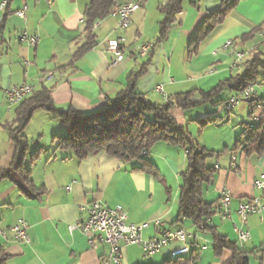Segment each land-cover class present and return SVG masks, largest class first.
I'll return each mask as SVG.
<instances>
[{"label":"crops","instance_id":"1","mask_svg":"<svg viewBox=\"0 0 264 264\" xmlns=\"http://www.w3.org/2000/svg\"><path fill=\"white\" fill-rule=\"evenodd\" d=\"M7 1L6 11L0 12V170L12 164L14 145L8 126L17 108L9 106L5 89L28 84L38 91L45 86L52 89L57 110L74 109L80 116H87L102 110L108 99H114L125 88L132 73L145 68L137 89L150 102L162 104L156 92L158 85L164 86L173 99L176 94L192 90L208 92L236 75L239 70L230 69L233 57L222 52L214 56L213 52L228 40L237 41L241 50H253L264 32V0H245L190 57L191 42L206 17L220 7L222 0H184L183 11L175 16L167 39L157 45L152 54L141 58L130 51L122 63L112 66L115 56L111 41L123 37L130 48L156 43L159 24L164 19L159 8L169 0H148L125 31H117V21L111 17L100 21L93 31L96 45L76 60H73L74 54L86 42L84 13L89 0ZM24 4L28 6L26 19L16 14ZM23 31L40 37L37 47L21 41ZM210 69H215L216 73L208 75ZM49 75L52 78L45 80ZM226 92L224 100L234 96L227 90L223 93ZM256 98H264V85L256 86ZM193 100L200 102L201 96L196 94ZM245 103L235 116L236 125L241 122L243 129L232 127L227 131L228 136L221 135L223 131L215 136L206 135V130H224L220 125L226 118L230 121L229 115L238 105L228 115L220 107L214 115L201 112L198 119L188 117L187 112L179 108L172 110L176 121L186 127L200 146L216 153L226 151L211 161L212 166L217 165V173L213 183L204 188L205 201L216 207L224 190L232 193L234 209L241 201L264 199V192L254 188L255 181L264 176V153L246 155L242 148L236 149L239 142L243 143L242 134L251 121L253 105ZM260 105L254 113L257 121L264 118V107ZM215 117H224V120L205 128L200 125L204 119ZM246 118H249L248 123ZM24 134L31 143L25 166L31 171L35 185L44 187L46 194L28 199L16 185L0 180V231L6 235H0V246L10 256L8 264H104L108 246L94 250L82 233L69 231L70 225L87 218L80 207L94 201L108 206L123 205L129 223L145 226L141 231L144 239L157 238L166 230L180 227L195 235L188 243H172L149 259L144 258L138 246L125 247L122 264H164L173 259V251L183 246L207 247L201 248V257L195 264H231L232 254L225 251L216 256L212 238L199 233L191 221L181 226L175 224L180 206V175L186 169L185 148L158 143L145 156L160 174V178H155L138 170L142 165L140 161L124 162L106 151L79 161L71 151L56 150L55 138L66 135L67 129L47 111H36ZM39 149V158L33 161L32 156ZM19 219L29 224V244L14 241L11 228ZM210 224L242 250L253 252L249 256L250 264H264V221L258 216L248 219L251 239L245 244L238 242L234 232L235 225L240 224L237 215L232 221H224L215 214ZM195 243L198 245L193 246Z\"/></svg>","mask_w":264,"mask_h":264},{"label":"trees","instance_id":"2","mask_svg":"<svg viewBox=\"0 0 264 264\" xmlns=\"http://www.w3.org/2000/svg\"><path fill=\"white\" fill-rule=\"evenodd\" d=\"M131 1H139L141 6L148 2V0H89L84 13L86 42L76 51L73 60L82 57L96 45L93 33L95 24L107 19L118 5ZM243 1L245 0H222L220 7L206 17L195 39L191 42L190 57L197 53L200 44L222 25ZM183 2L184 0H169L166 5L159 8L164 19L159 24V39L154 44V48L167 39L175 24V16L183 11ZM145 73V68L138 73H132L127 79L125 88L114 99H108L102 110L87 116H80L74 109L57 110L50 88L42 86L35 91L17 106L14 120L8 126L10 141L14 145V154L10 168L0 170V180L16 185L28 199L41 198L46 194L44 187L38 188L35 185L31 171L25 166L31 143L24 132L38 110L47 111L52 118L62 122L67 129V134L55 138L56 150L71 151L79 161L106 151L110 156L124 162L140 161L142 165L138 170L160 178L156 167L147 162L145 156L158 143L183 147L187 150L186 169L180 175V206L175 224L181 226L185 221H191L199 233L212 238L216 256L219 257L225 251H229L232 254L231 264H250L249 256L253 252L242 250L237 243L231 242L210 224L218 207L206 202L203 197L205 186L213 183L217 173V168L210 163L226 151L216 153L200 146L186 127L176 121L172 110L179 108L188 112L206 104L223 107L229 101V99H218L224 91L237 95L244 92L250 85H264V54L253 53L244 63L241 73L221 81L210 91L192 90L176 94L173 99L169 98V102L165 105L150 102L143 93L138 91L137 83ZM196 94L201 96L200 102L193 100ZM255 102L264 107V98H256L249 103L253 105ZM223 120L224 117L207 118L200 122V125L205 128ZM242 138L243 143L239 142L236 149L242 148L246 155L264 153V118L254 128H251L250 124L246 125ZM40 153L41 149L36 151L32 160L36 161ZM197 245V243L193 244V246ZM201 254V248L193 247L188 256L175 257L164 264H195L199 261ZM9 260L10 256L0 246V264H8Z\"/></svg>","mask_w":264,"mask_h":264},{"label":"built area","instance_id":"3","mask_svg":"<svg viewBox=\"0 0 264 264\" xmlns=\"http://www.w3.org/2000/svg\"><path fill=\"white\" fill-rule=\"evenodd\" d=\"M8 1L0 2V12H5L7 9ZM141 9L139 1H131L123 5H118L112 11V18L117 21V31H125L132 25V19ZM28 6L24 4L22 8L17 11V16L26 19V12ZM21 41L29 44L32 47H37L40 42L38 35H32L28 31H23L21 34ZM111 51L115 58L112 60L111 65L117 66L123 62L128 52L133 51L139 57L145 58L154 48V43H146L140 46L130 48L126 44L123 37H119L110 43ZM224 53L233 57L234 61L231 65V70H240L244 63L251 57L253 53L264 54V32L260 34L259 43L253 50H241L237 41L228 40L218 50L213 52L214 56L219 53ZM216 73L215 69H210L207 74L213 75ZM46 78H52L49 75ZM1 90V88H0ZM35 90L33 86L28 84L14 86L5 89L10 107H16L25 100L26 91ZM156 92L162 98V105L169 102V96L164 86H156ZM256 98V86L250 85L248 90L232 96L229 101L223 106L225 113H231L232 110L241 102H251ZM261 105L253 103V110L251 115L250 127L254 128L259 121L254 114L255 110L260 108ZM217 168V165L214 166ZM254 188L258 191L264 192V176L255 181ZM71 190V186L67 188ZM233 196L229 190H224L221 194L218 208L215 214L221 216L224 221H232L234 216L237 215L240 219V224L235 225L234 232L237 235L238 242L245 244L250 241L251 234L247 228L248 219L250 216H258L261 221H264V199L254 198L248 201H241L237 208L232 206ZM81 212L87 213V218L84 221H78L69 226L70 233L80 232L88 240L90 247L94 250L100 246H108L109 253L104 257V264H122L123 254L122 251L128 246H138L145 259H149L154 255L160 253L165 247L172 243H188L194 238V234L185 228L177 230H166L160 237L144 239L141 231L145 226H137L128 222V212L121 204L108 206L100 201H94L86 206L80 207ZM29 224L24 219H19L17 223L11 228L14 234V241L20 244H29L30 238L28 235ZM0 235L6 237L5 233L0 231ZM206 249V246L201 247ZM190 252L188 246H183L172 252V257H179L186 255Z\"/></svg>","mask_w":264,"mask_h":264},{"label":"rangeland","instance_id":"4","mask_svg":"<svg viewBox=\"0 0 264 264\" xmlns=\"http://www.w3.org/2000/svg\"><path fill=\"white\" fill-rule=\"evenodd\" d=\"M93 31H94V27H93ZM243 68V67H242ZM242 70H239L238 72H235L236 74L237 73H241ZM228 95V93H223L219 96V99L220 100H224L225 97ZM246 105L245 102H241L240 104H238L237 106V109L235 108L234 109V112L232 114L229 115V118H230V121L227 120V118L225 119V122L223 124L220 125V127H225L223 128L224 130H220V132L216 131V130H213L214 128H211V130H206V135L207 134H212L213 136L215 135H218V133H223L221 135H226L228 136L229 134L227 133V131H231V130H228V129H231L232 127H236V128H241L243 129V125L242 123L240 122L239 125H236L235 123V116L237 115V111H241V108L244 107ZM220 109V107H214L212 105H209V104H206V105H202V106H199L197 108H195L194 110H192L191 112H187V116L188 117H191L193 119H198L197 116H199V114L201 112H205L207 113V116L210 115L211 113L214 115L216 112H218ZM245 122H249V118L247 120V118L245 119ZM187 123H192V122H187ZM230 126V127H229ZM229 127V128H227ZM228 134V135H227Z\"/></svg>","mask_w":264,"mask_h":264},{"label":"bare ground","instance_id":"5","mask_svg":"<svg viewBox=\"0 0 264 264\" xmlns=\"http://www.w3.org/2000/svg\"><path fill=\"white\" fill-rule=\"evenodd\" d=\"M109 17L112 18V13L110 14ZM98 26H99V22H97V23L95 24L94 29H96ZM46 79L49 80V79H51V78H46ZM246 90H248V88H247ZM34 92H35V90H27V91H26V97H25V99L28 98L29 96H31ZM22 102H23V101H22ZM173 258H175V257H173Z\"/></svg>","mask_w":264,"mask_h":264}]
</instances>
